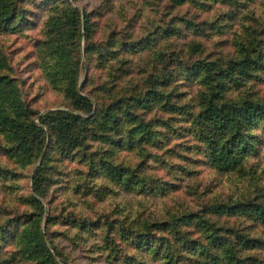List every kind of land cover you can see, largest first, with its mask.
<instances>
[{
  "label": "rangeland",
  "instance_id": "rangeland-1",
  "mask_svg": "<svg viewBox=\"0 0 264 264\" xmlns=\"http://www.w3.org/2000/svg\"><path fill=\"white\" fill-rule=\"evenodd\" d=\"M209 97L264 103V0H0V264H264V114Z\"/></svg>",
  "mask_w": 264,
  "mask_h": 264
},
{
  "label": "trees",
  "instance_id": "trees-1",
  "mask_svg": "<svg viewBox=\"0 0 264 264\" xmlns=\"http://www.w3.org/2000/svg\"><path fill=\"white\" fill-rule=\"evenodd\" d=\"M242 56L237 59L228 62L223 66H219V71L215 70L216 62L211 60H195L192 65L195 69H202L204 71L203 79L204 81H210L215 78V75H225L227 78H235V73L240 74L242 76H250L253 75V71L257 70L262 65V60L260 55H253L247 51V47L242 45ZM83 98L86 96L82 95ZM22 109V105L19 104L16 106V112H20ZM264 114V103L254 101L252 99H245L239 103L232 102H215L212 97H209L206 100L205 107L202 110V117L211 122L215 123L220 127L229 128L232 132V135L236 136L238 141L244 139V134L240 130V124L245 121L256 120L259 116ZM113 119H115V115H112ZM16 116H10L5 112H0V121L9 123L16 122ZM35 132L37 134H44L46 132L45 128L41 125L33 124ZM57 130L58 134L65 133V130L61 126L60 123L49 126V128ZM71 129L70 127L68 128ZM220 141V140H217ZM222 143V142H221ZM216 158L221 161L223 166L234 165L239 157L237 154H234V150L230 149L224 143L217 148L215 151ZM38 188V186H37ZM37 188L34 189L36 193ZM250 208L255 209L256 211L264 212V205L250 206ZM246 241H250L249 238ZM264 246V243L261 242Z\"/></svg>",
  "mask_w": 264,
  "mask_h": 264
}]
</instances>
